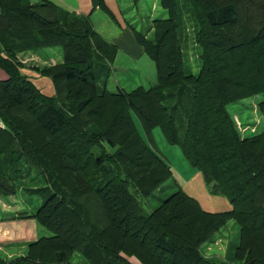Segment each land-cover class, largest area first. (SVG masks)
<instances>
[{
	"label": "trees",
	"instance_id": "16d2710c",
	"mask_svg": "<svg viewBox=\"0 0 264 264\" xmlns=\"http://www.w3.org/2000/svg\"><path fill=\"white\" fill-rule=\"evenodd\" d=\"M158 2L167 18L152 21V39L134 34L156 83L111 92L117 46L90 15L48 0H0V197L24 190L40 201L0 220L35 219L51 232L0 264H72L74 254L87 264H224L199 247L230 221L238 233L226 261L264 264V131L243 136L227 110L260 96L264 119V0ZM97 6L113 17L103 0ZM190 36L196 74L184 63ZM56 47L62 61L37 69L52 80L48 97L20 74L17 56ZM132 113L149 141L159 128L232 208L204 211L181 189L157 195L173 171ZM130 187L162 202L147 214Z\"/></svg>",
	"mask_w": 264,
	"mask_h": 264
},
{
	"label": "rangeland",
	"instance_id": "374dc122",
	"mask_svg": "<svg viewBox=\"0 0 264 264\" xmlns=\"http://www.w3.org/2000/svg\"><path fill=\"white\" fill-rule=\"evenodd\" d=\"M103 1L113 17L97 6V0H87L86 4L89 6V12L84 15H77H90V20L93 22L92 24H94V29L106 40L115 45L117 44L116 59L112 65L113 72L108 79L107 89L111 92H115L120 87L126 91H131L140 86L146 89L153 86L157 81L154 63L144 54L135 58V56L129 52L126 40L131 39L134 42H131V47H135L136 40L134 34L136 31L141 32L148 37V39H152L153 31H149L152 21L154 19L167 18L166 11L159 6L158 0H140L138 2L135 0ZM192 34L193 32L191 31V36ZM191 36L186 40L185 49H183L185 50L184 63L185 65H190L192 73L196 74L200 67V62L197 59L199 49L195 46ZM40 53H42L41 56L34 55L31 52H25L17 56L22 63L20 74L27 77L31 84L44 95L53 97L55 91L51 78L41 75L37 69L45 65H50L52 61L60 63L62 61L61 48L43 49ZM260 100V96L250 97L227 107L229 114L242 126L243 136H249L264 131V119L261 117L257 108L254 107ZM131 117L139 133L146 142L151 145L152 150L162 157L172 168L173 179L168 180L164 185V190L159 194L156 193L157 195L161 198H166L174 191L181 189L184 193L196 199L204 211L211 213L227 212L232 208L230 201L227 200L228 198L225 195H213L211 193L209 186L203 180L200 172L188 163L178 146L168 145L159 128H154L152 130V141H149L142 130L141 123L137 116L132 113ZM27 128L30 131H35L31 126ZM47 159L52 161L49 157H47ZM129 190L130 193H133L138 201L142 203V208L147 214L162 202L161 198L158 197H141L132 187H130ZM4 204L12 205V207H6L9 208L6 209L3 206ZM39 205L40 201L29 196L24 190L18 191L14 196L0 197V208L7 211L8 214L11 212L17 214L25 209H32V211H35ZM17 220L25 221L23 219ZM32 221L33 223H30L29 230L34 229L35 236L39 238L50 236V231L42 227L35 219ZM32 224L34 227H31ZM25 229V226L21 229L19 227H15L14 229L3 227L1 229V240L6 239L4 232H7V230L10 231V233H12V231L14 233L19 232L18 236L21 237V235L26 233ZM237 233L238 227L235 222H227L226 226L214 235L212 242L204 243L199 247L202 255L206 258H213L220 263L229 264V261L226 260L228 259V255L233 251L230 245H232L233 240H235ZM38 237L37 239H39ZM1 251H4V254L0 252V256L5 259L18 257L11 258V256L16 253L15 251L10 252L11 249ZM71 262L72 264H87L79 254H74Z\"/></svg>",
	"mask_w": 264,
	"mask_h": 264
},
{
	"label": "crops",
	"instance_id": "0c3cea01",
	"mask_svg": "<svg viewBox=\"0 0 264 264\" xmlns=\"http://www.w3.org/2000/svg\"><path fill=\"white\" fill-rule=\"evenodd\" d=\"M42 0H31L32 3H38L41 2ZM48 1H52L54 2L56 5H58L59 7L65 9L66 11H70L73 14H78V15H84L87 14L89 12V6L86 4L87 0H48ZM93 23V22H92ZM94 26V24H93ZM131 42H133L131 39L126 40V44L127 47L129 49V52L131 54H133L135 56V58H137V56H141L143 54L142 49L137 45L136 41H135V47H131ZM134 43V42H133ZM117 45V44H116ZM131 49V50H130ZM34 55H38V54H34ZM49 62V61H48ZM50 63V62H49ZM50 64H56L54 61H52V63ZM5 76L2 73V71L0 70V80L4 79ZM5 208L6 207H12V205H8V204H4L3 205ZM9 209V208H6ZM14 211V210H12ZM0 213L3 214H8L7 211L3 210L2 208H0ZM10 215L14 214L13 212L9 213ZM25 221H18L16 220H0V252H2L4 254V251L1 250H10V252H16L14 255L11 256L12 257H16V256H22L25 254L27 249V245L30 242H33L37 239L38 236H35V231L34 229L29 230V225L30 223H33V219H23ZM21 222V224H20ZM6 225V226H3ZM25 226L26 227V233L24 235H21V237L18 236V233H14L12 231V233H10V231L7 230V232L5 231V238L1 240L2 238V232L1 229L3 227H7V228H11L14 229L15 227H19L20 229ZM31 227H34V225L32 224ZM44 236V234H43ZM39 238V237H38Z\"/></svg>",
	"mask_w": 264,
	"mask_h": 264
}]
</instances>
